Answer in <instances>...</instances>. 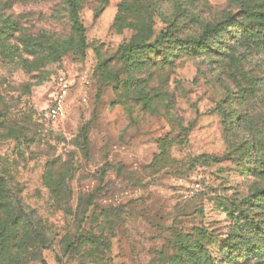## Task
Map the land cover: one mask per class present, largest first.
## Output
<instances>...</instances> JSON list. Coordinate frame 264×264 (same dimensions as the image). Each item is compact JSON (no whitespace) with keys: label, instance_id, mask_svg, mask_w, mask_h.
I'll return each mask as SVG.
<instances>
[{"label":"rangeland","instance_id":"obj_1","mask_svg":"<svg viewBox=\"0 0 264 264\" xmlns=\"http://www.w3.org/2000/svg\"><path fill=\"white\" fill-rule=\"evenodd\" d=\"M0 264H264V0H0Z\"/></svg>","mask_w":264,"mask_h":264},{"label":"built area","instance_id":"obj_2","mask_svg":"<svg viewBox=\"0 0 264 264\" xmlns=\"http://www.w3.org/2000/svg\"><path fill=\"white\" fill-rule=\"evenodd\" d=\"M58 93L56 95L54 105L48 113V117L51 121H58L65 115V100L67 94L71 89L69 81L65 77H59L57 79Z\"/></svg>","mask_w":264,"mask_h":264}]
</instances>
